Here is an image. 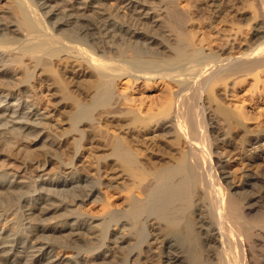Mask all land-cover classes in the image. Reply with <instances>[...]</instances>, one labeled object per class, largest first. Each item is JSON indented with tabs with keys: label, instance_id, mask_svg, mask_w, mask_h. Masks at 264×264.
<instances>
[{
	"label": "bare ground",
	"instance_id": "1",
	"mask_svg": "<svg viewBox=\"0 0 264 264\" xmlns=\"http://www.w3.org/2000/svg\"><path fill=\"white\" fill-rule=\"evenodd\" d=\"M178 1L0 0V147L47 151L16 169L0 152V264H264V169L230 171L232 133L251 168L264 131L216 100L247 78L264 120V0L244 18L250 34L215 50ZM42 85L56 93L59 135ZM87 143L93 176L76 168Z\"/></svg>",
	"mask_w": 264,
	"mask_h": 264
},
{
	"label": "rangeland",
	"instance_id": "2",
	"mask_svg": "<svg viewBox=\"0 0 264 264\" xmlns=\"http://www.w3.org/2000/svg\"><path fill=\"white\" fill-rule=\"evenodd\" d=\"M212 1H214V0H185V1L182 0V2H181V0L178 1V4L181 7H184V5L186 4L184 9L188 10L190 12V14H191V17L193 16L191 19H194V20H191L189 22L190 26H189V23H188L187 29L189 30L190 28H192V29H190V31H192V32H195L197 30L196 31L197 34L195 32V34H196L195 36L198 37V38H201V37H203L205 35L204 37L207 40L204 41L206 43V44L204 43V45L208 46L210 44L209 46L211 47V49H214V50L217 49V47H219L218 45H221L222 42L223 43H225V41L227 42V40H228L227 38L232 39L231 37L236 36L235 33L236 34L238 33L236 38H235V40H237V42L238 41L239 42L243 41V39H245L244 36L246 37V35L248 36L250 34V28L249 27L252 26V24H251V25L246 26V28H245V25H246V23L248 24V21L246 22L244 20V18L249 17L250 14L252 15V12H253V15L256 14V13H254V11L256 12V9L258 8V4H257L256 0H231V2H229V4H227V6L224 7L225 10L222 8L220 11H218V12H216L214 14L212 13V9H211L212 8V5H211ZM252 1L255 2V3H252ZM231 3H234V4L232 5ZM181 4H184V5L182 6ZM187 4L189 5V7H186V6H188ZM195 7H196V11L197 12L193 9ZM236 9H239V12L244 15V17H242L243 19L242 18L240 19L239 16L237 17V15L235 14V10ZM209 12H211V13H209ZM197 13H199V14H197ZM210 18L213 19V20H216L215 23H213V25L214 24L216 25V23L218 24V25H216V27L212 28V27L208 26V28H207V25H209V21L211 20ZM237 18H238V20H237ZM203 19H204V21H203ZM205 19H207L206 22H205ZM208 19H210V20H208ZM199 28H201V29H199ZM204 29L205 30L207 29V30L205 31ZM238 29H239V31H238ZM244 31H248V32H244ZM203 32H204V34H203ZM241 32H242V34H241ZM229 33L231 35H229ZM225 34H227V35H225ZM239 79H236L235 81H232V83L235 82L233 84V87H232V84L231 85L229 84L227 87H225L226 89L224 87L217 88V90H216L217 91L216 100L219 102V104H222L226 108L227 107H230V108L237 107L238 110L239 109H240V111L243 110L242 112L246 113V117L247 116L249 117V120L248 119H247L248 121L246 120V122H248V123L245 122V126L248 127V129L250 130L251 133L264 131V125H263L264 124V120L262 119V117H259L261 112L258 111V110L261 109L260 107H262V106H260V104H258L260 106L259 107L258 105L253 104L252 101H249V99H248L249 91L247 89L248 86L246 85L247 82H248V79L247 78L246 79L242 78L243 79L242 81H241V79L240 80ZM245 80H247V81H245ZM123 85L124 84H123V81H122L119 84V86H123ZM47 86L48 85L39 86L40 88L35 89L34 94H35V97H36V99L38 101L39 109H41V111H45V112L49 113V117H50L51 123L53 125L52 128H50V130L52 131V134L53 135H59L61 133V130L64 128V122L61 119V115L59 113L60 111H57L58 106H57L56 101H55V100H57V98L55 97L56 93H55V95H50L49 94L50 89ZM46 88H48V90ZM206 112H209L208 108H207ZM211 113L212 112H210V114ZM258 113H259V115H258ZM216 118H218V116ZM256 118H257L258 121L256 120ZM232 136L233 137L234 136L235 137L238 136V137H236L237 140L235 138V141L237 143V147L238 146L240 147L241 145H239V144H240L241 140L243 139L244 135L241 132H237V133H232ZM18 141L19 142H17V143H20L23 146L28 147L27 149H30L29 151L31 153L28 154L25 151L23 152V151H21L19 149H17L18 150L17 151L16 148H14L15 149L14 150L13 147L7 148V149H5V151H3L5 147L3 145L0 147V152L3 153V155L7 159V161H5V164H8V165L10 164L11 169L18 168V165H19L18 163L22 162V160H23L21 158H24L26 161L29 159L30 161L34 160V161L44 162L46 160L47 151L45 152L40 145L39 146L37 145V146L33 147L32 145H30L31 144L30 139H28V140L27 139H23V142L21 140H18ZM29 146H30V148H29ZM239 147L233 152L234 154L232 153L233 159H235V161L230 163V171L232 173L233 178H235V180H236V178L240 174L241 170L244 169V168H246V170L247 169L250 170L251 172H255V171H260L261 172V171H263V169H264V166H263L264 165V161H261V160L257 161L256 164H253L251 166V168L250 167H245L243 165V163L246 160L244 159L243 156L249 154V151H245V147L242 148L243 146L240 147L242 150ZM31 149H33V150H31ZM63 149L65 150L66 147L64 146ZM96 149L97 148L94 149L92 147L91 143L84 144V149L82 150L81 155L78 157V160L76 161V168L81 173L86 174V175H90V176L94 175L95 172H94V170L92 169V167L89 164H90V161L92 160V157H94L96 154H98V149L97 150ZM20 153H22L23 155L22 154L20 155ZM24 153H26L27 155L24 154ZM25 156H26V158H25ZM88 165L90 166V168H89ZM260 166H262V167L259 169ZM56 169H57V167H56L55 164H48V166L46 167V171H50V172H54ZM107 173H108L107 170L106 171H104V170L102 171L101 178H102L103 181H106V174ZM0 201H4V198L2 200L1 197H0ZM87 204L88 205L86 207H88L89 209L91 208V210L93 212H97L98 207H97L96 204H94L92 202H91V204L89 202ZM263 206H261V208H258V209H260L259 211L263 210V208H262Z\"/></svg>",
	"mask_w": 264,
	"mask_h": 264
}]
</instances>
